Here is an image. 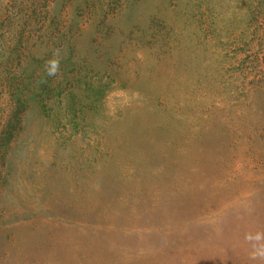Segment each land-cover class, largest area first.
Segmentation results:
<instances>
[{
    "label": "rangeland",
    "instance_id": "374dc122",
    "mask_svg": "<svg viewBox=\"0 0 264 264\" xmlns=\"http://www.w3.org/2000/svg\"><path fill=\"white\" fill-rule=\"evenodd\" d=\"M0 264H264V0H0Z\"/></svg>",
    "mask_w": 264,
    "mask_h": 264
},
{
    "label": "clouds",
    "instance_id": "9594fccd",
    "mask_svg": "<svg viewBox=\"0 0 264 264\" xmlns=\"http://www.w3.org/2000/svg\"><path fill=\"white\" fill-rule=\"evenodd\" d=\"M51 63V70L49 71V75H54L56 70L58 69V61L53 60Z\"/></svg>",
    "mask_w": 264,
    "mask_h": 264
}]
</instances>
